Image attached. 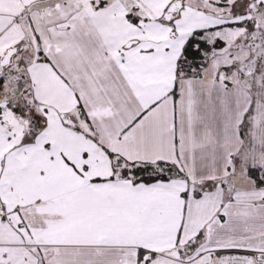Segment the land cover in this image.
I'll return each mask as SVG.
<instances>
[{
  "label": "snow or ice",
  "instance_id": "snow-or-ice-1",
  "mask_svg": "<svg viewBox=\"0 0 264 264\" xmlns=\"http://www.w3.org/2000/svg\"><path fill=\"white\" fill-rule=\"evenodd\" d=\"M0 264H264V0H0Z\"/></svg>",
  "mask_w": 264,
  "mask_h": 264
}]
</instances>
